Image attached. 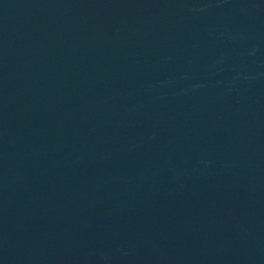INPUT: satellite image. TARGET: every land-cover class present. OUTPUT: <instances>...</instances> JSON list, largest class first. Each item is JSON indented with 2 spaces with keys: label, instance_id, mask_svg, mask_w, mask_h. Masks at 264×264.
<instances>
[{
  "label": "water",
  "instance_id": "95a60500",
  "mask_svg": "<svg viewBox=\"0 0 264 264\" xmlns=\"http://www.w3.org/2000/svg\"><path fill=\"white\" fill-rule=\"evenodd\" d=\"M0 264H264V0H0Z\"/></svg>",
  "mask_w": 264,
  "mask_h": 264
}]
</instances>
